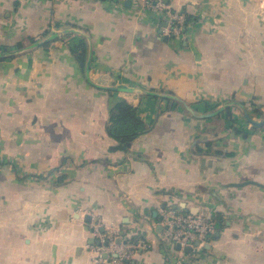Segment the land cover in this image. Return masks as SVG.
<instances>
[{
  "label": "crops",
  "instance_id": "obj_1",
  "mask_svg": "<svg viewBox=\"0 0 264 264\" xmlns=\"http://www.w3.org/2000/svg\"><path fill=\"white\" fill-rule=\"evenodd\" d=\"M126 1L0 0V264H94L97 225L145 243L128 264H264V125L245 118L264 119L258 0H164L185 39ZM121 99L149 129L126 152L106 133ZM170 206L214 222L203 247L160 240Z\"/></svg>",
  "mask_w": 264,
  "mask_h": 264
},
{
  "label": "built area",
  "instance_id": "obj_2",
  "mask_svg": "<svg viewBox=\"0 0 264 264\" xmlns=\"http://www.w3.org/2000/svg\"><path fill=\"white\" fill-rule=\"evenodd\" d=\"M123 2L124 0H115ZM141 7L153 15L163 19L166 23L162 32L167 37L185 39L188 37L190 24L183 13L170 10L164 0H140ZM261 14L264 12V0H258ZM160 240L164 243L179 246V251L185 248H200L214 233V222L203 214H190L183 207L170 206L161 215ZM93 235L97 244L90 245L93 251L94 264H128L132 254L138 247H145L143 241L128 242L120 236L118 229L94 226Z\"/></svg>",
  "mask_w": 264,
  "mask_h": 264
},
{
  "label": "trees",
  "instance_id": "obj_3",
  "mask_svg": "<svg viewBox=\"0 0 264 264\" xmlns=\"http://www.w3.org/2000/svg\"><path fill=\"white\" fill-rule=\"evenodd\" d=\"M187 20V19H186ZM189 22V20H187ZM47 31H44L42 35H46ZM34 40H32L33 42ZM3 52L7 51L9 48L6 46L0 47ZM74 53L79 61V64L83 68L85 64V52L86 47L83 41H80L78 46L74 48ZM3 60L0 54V61ZM157 100H164L169 103L171 106L177 104V101L173 98L159 97ZM245 106V105H244ZM248 106H254L252 102L248 103ZM254 112L259 113V110L254 109ZM223 116L225 121L228 122V128L235 135H242L243 137L247 136V133L242 131L240 128L234 125L235 119L231 113V109L227 108ZM255 129L254 127H252ZM149 129L144 124V122L139 118L136 107L129 104L126 100L121 99L115 102L108 112V122L106 125V133L109 137L114 139L117 145L113 148L121 151H128L131 143L141 134L147 132ZM131 242H136V238L133 237L130 239Z\"/></svg>",
  "mask_w": 264,
  "mask_h": 264
},
{
  "label": "water",
  "instance_id": "obj_4",
  "mask_svg": "<svg viewBox=\"0 0 264 264\" xmlns=\"http://www.w3.org/2000/svg\"><path fill=\"white\" fill-rule=\"evenodd\" d=\"M125 4L128 6V5H129V0H127V1L125 2ZM58 35H61V33H60V32H59L58 34L53 33L52 36H51L49 39H54V38L57 37ZM165 40H167L166 37H165ZM1 56H4V54H1ZM115 90H119V89H115ZM153 95H154V94H153ZM160 96H161V97H167V98H173V97L170 96V95H160ZM188 110L191 111L189 108H188ZM221 110H222V109H220V110H218V111H216V112H214V113H212V114H210V115H208V116L215 115V114L219 113ZM191 112H192V111H191ZM245 118H246V120L248 121V123H249L251 126H254V127H261V126L264 125V119H263V120H260V121H255V120H253L249 115H247L246 113H245ZM201 214L205 215L204 213H201ZM86 221H89L88 217H87ZM176 248L179 249V246L177 245ZM190 251H191V248H190V247H187V248L184 249V252H186V253H189Z\"/></svg>",
  "mask_w": 264,
  "mask_h": 264
},
{
  "label": "rangeland",
  "instance_id": "obj_5",
  "mask_svg": "<svg viewBox=\"0 0 264 264\" xmlns=\"http://www.w3.org/2000/svg\"><path fill=\"white\" fill-rule=\"evenodd\" d=\"M262 16L264 17V12L262 13ZM236 117V116H235ZM237 118V117H236ZM236 118H234L235 119V122H234V125L236 126V127H238V128H242V126H243V128H246V123H244V121L243 120H241L240 118L238 119H236Z\"/></svg>",
  "mask_w": 264,
  "mask_h": 264
}]
</instances>
